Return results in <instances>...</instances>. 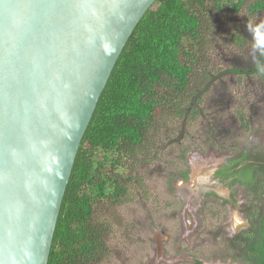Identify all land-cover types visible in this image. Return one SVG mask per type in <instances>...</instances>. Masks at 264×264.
Masks as SVG:
<instances>
[{"label": "water", "instance_id": "1", "mask_svg": "<svg viewBox=\"0 0 264 264\" xmlns=\"http://www.w3.org/2000/svg\"><path fill=\"white\" fill-rule=\"evenodd\" d=\"M156 1L0 0V264H48L84 135Z\"/></svg>", "mask_w": 264, "mask_h": 264}, {"label": "rangeland", "instance_id": "2", "mask_svg": "<svg viewBox=\"0 0 264 264\" xmlns=\"http://www.w3.org/2000/svg\"><path fill=\"white\" fill-rule=\"evenodd\" d=\"M225 5L221 1L211 15L209 13L210 16L207 14L214 27L205 39L202 56L205 57L210 87L208 94L200 96L199 117L194 120L189 109L185 119L175 120L167 111L158 110L156 144L146 155L142 151L135 162L130 160L128 162L132 164L123 168L124 174L133 177L128 200L122 205L109 200L94 203L92 224L101 230L103 247L93 259L85 260L86 264H196L198 259L202 264L243 262L239 257L242 254L240 248L245 244L238 241L248 228L239 225V216L243 208H247L242 190L238 193L236 224L231 226V217L235 213L223 217L219 202H208L206 207L202 202L199 211H194L199 215L203 209L202 224L196 237L190 241L187 240L189 234H186L187 206L183 202L180 210L176 208L184 185H179V182L172 184L170 179V175L177 173V167L183 163L180 148H192L186 158L193 168L201 162L213 169L219 162L215 158L222 156L217 151L231 147L240 133L244 137L238 138V142L264 143V80L251 72L258 56V47L254 43L264 35V12L249 17L244 10L234 19L224 10L228 7ZM220 7L222 12L218 10ZM235 26L241 41H245L243 44L235 43L232 35ZM231 69H238L239 75L227 74ZM192 81V93L196 96L202 91L203 79L194 74ZM236 108L245 110L249 118L251 131L247 134L238 125ZM170 141L175 145L170 146ZM207 150L209 153L204 155ZM235 231L238 235L232 238ZM156 238L160 240L159 244ZM230 240L237 245L232 247Z\"/></svg>", "mask_w": 264, "mask_h": 264}, {"label": "trees", "instance_id": "3", "mask_svg": "<svg viewBox=\"0 0 264 264\" xmlns=\"http://www.w3.org/2000/svg\"><path fill=\"white\" fill-rule=\"evenodd\" d=\"M221 1L234 19L244 10L249 17L264 12V0H157L139 22L84 135L48 264H86L85 260L93 259L103 247L101 230L92 224L94 203L109 200L122 205L128 200L133 177L124 174L123 168L156 144L159 109L175 120L185 119L189 109L194 120L199 117L200 96L210 87L202 56L205 39L214 27L207 14L211 15ZM221 9L218 8L222 12ZM233 31L235 43L243 44L237 26ZM258 44L264 45V35L254 43L257 47ZM263 61L264 52L258 47L257 63L251 72L264 80L259 70ZM239 73L238 69L227 72L237 76ZM194 74L203 79L202 91L196 96L192 93ZM235 112L245 113L239 108ZM172 145L175 143L170 141ZM179 150L186 164L190 150ZM253 239L256 245L240 248L239 261L264 264V229Z\"/></svg>", "mask_w": 264, "mask_h": 264}, {"label": "flooded vegetation", "instance_id": "4", "mask_svg": "<svg viewBox=\"0 0 264 264\" xmlns=\"http://www.w3.org/2000/svg\"><path fill=\"white\" fill-rule=\"evenodd\" d=\"M235 113L241 131L245 134L249 133L251 123L246 112ZM242 118L244 119L240 121ZM242 137L244 135L240 133L238 138ZM238 138L236 136L237 141L231 147L227 146L222 152L217 151L218 155L221 154L222 156L215 158L219 162L213 169L207 167L209 164L201 162H198L193 168L192 163L186 158V164L183 160V163L176 169L178 172L172 175V184L179 182V185H184L182 190L180 188L182 195L179 197L176 208L179 207L178 210H180L183 202L187 206L185 210L188 221L186 234H189L187 240L191 241L196 237L202 224L200 219H203V209L199 215L194 214L196 209L197 212L199 211L202 202L204 207L207 206L208 202H219V209L223 210L224 217L229 213L234 214L235 210L238 209V193L242 190L244 205L247 208H243L242 214L239 216V225L243 224L244 229H248L243 232L244 237L238 242L245 245H256L254 244L256 239L252 240L251 235L255 234L254 237H256L258 232L264 228V143H247L248 141L241 143L238 142ZM208 145H212V143H208ZM188 149L191 152L192 148ZM208 153L207 150L204 155ZM193 172H195L194 177ZM192 192L194 193L192 194ZM237 216L238 214L235 213L231 217V226L238 222ZM237 235L238 231H235L232 238L237 237ZM230 241L231 245H237L234 240ZM156 243H160L158 238H156ZM199 262L198 259L196 263Z\"/></svg>", "mask_w": 264, "mask_h": 264}, {"label": "clouds", "instance_id": "5", "mask_svg": "<svg viewBox=\"0 0 264 264\" xmlns=\"http://www.w3.org/2000/svg\"><path fill=\"white\" fill-rule=\"evenodd\" d=\"M258 47L261 49L262 52H264V45H262V44H258ZM259 70H260V72H261L262 74H264V66L260 67ZM206 178H207V177H206ZM170 179H171V181H172V175H170Z\"/></svg>", "mask_w": 264, "mask_h": 264}]
</instances>
